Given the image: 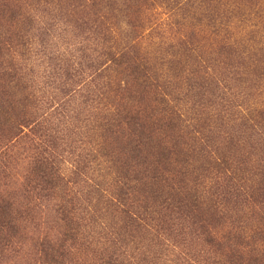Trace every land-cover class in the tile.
Instances as JSON below:
<instances>
[{
  "label": "trees",
  "instance_id": "1",
  "mask_svg": "<svg viewBox=\"0 0 264 264\" xmlns=\"http://www.w3.org/2000/svg\"><path fill=\"white\" fill-rule=\"evenodd\" d=\"M10 1L0 0V176L12 148L28 142L19 197L51 202L60 229L59 239L36 246L39 264H264V109L233 110L230 86L226 92L217 84L232 80L248 96L264 81V51L221 41L212 58L216 81L204 46L183 36L151 52L128 41L120 48L100 20V3L70 0L61 16L96 48L47 55L56 61L43 79L57 85L39 90L12 61L29 52L32 39L31 17ZM210 1L195 15L207 13L208 23L226 32L222 22L234 13ZM77 96L90 109L89 159L72 151L81 140L64 141L53 124L78 118L80 111L68 109ZM64 152L72 161L67 173ZM100 159L110 164L109 182L89 175V163ZM211 172L221 182L209 185ZM17 205L15 192H0V260L34 210L20 206L24 217Z\"/></svg>",
  "mask_w": 264,
  "mask_h": 264
},
{
  "label": "rangeland",
  "instance_id": "2",
  "mask_svg": "<svg viewBox=\"0 0 264 264\" xmlns=\"http://www.w3.org/2000/svg\"><path fill=\"white\" fill-rule=\"evenodd\" d=\"M45 1L48 3H44L43 0L10 1L11 4L19 7L22 14L31 17L30 29L27 36L32 39L31 45H29V49L27 50L29 52L22 58L15 54L12 61L17 67L21 68L22 73L25 72L27 74L25 77L26 80H29L28 84H31L33 88L36 87L39 90H48L49 87L47 85H57L55 79H43L47 75L53 74V70L47 68V65L56 61L48 59L47 55L49 58H55L63 53V56L67 58L70 55L77 57L78 53H76V49L81 46L87 47L84 55L90 53V48H96L91 42L82 41V37L78 35V31L73 29L72 22L66 21V18L61 16L65 11L63 7H67V3L70 0ZM95 1L98 4L100 3L96 7L102 16L100 20L104 21L112 31L111 35L113 36V40L116 41V46L121 48L128 41L130 46H135L144 52H151L158 46L161 47L168 42H175L184 36L185 39L194 42L197 47L204 46L207 54H210V73L212 72L213 74L215 72L214 76L216 81L219 67L216 66V62L212 58L218 56L215 52L220 50L221 41L223 43L228 42L229 44L236 43V45L241 43L245 47L253 44V46L261 49L262 52L264 51V0H220V3L223 2L224 4H221L222 6L232 10L234 13L231 16H227L222 22L224 28L227 30L226 32H219L214 27L216 25L209 24L208 20L205 19L207 13L204 18L195 15L202 11L203 8L211 6L213 3L210 0H147L146 2H142V0ZM174 3H177V7L169 9ZM58 6H60V9H57ZM71 17L68 18L72 20ZM129 23L133 24V27ZM215 24H217V21ZM3 25V20L0 19V28ZM76 34L78 37H76ZM40 40H44L47 44L45 49L39 46ZM69 42L72 45L68 44ZM43 75L45 76L43 77ZM120 76L122 83V79L124 78L122 75ZM45 80L46 82L44 83L43 81ZM217 84L220 88L226 86L222 88L226 92L228 86H230L228 93L232 94L233 101L235 102L233 110H239L243 114L246 110L256 109L259 111L264 109V81H259L255 89L248 90V96H245L239 90L243 87L237 85L232 80L226 82L227 85L219 82ZM81 101L79 96H77L69 104L68 109L74 108V111L81 112L76 120L64 124L54 120L53 124L58 125L57 129L64 136V141L81 140L79 142L81 146L72 151L75 154L86 155V158L89 159L92 152V144L89 143L90 109L88 104L82 105ZM53 104L55 103L51 102L50 106ZM124 146V139H122L121 147ZM30 149H32V146L28 142L20 143L15 148H12V151L3 159L7 163V169L0 176V192H15L18 203L16 207L19 208L22 216L28 212L25 209L26 207H29L28 209L34 207V210L28 217L22 218V222L20 223L22 225V238L17 239L18 241L12 240L10 247L4 252L0 264H39L40 259H38V253H35L38 248V243L44 237H48L54 241L59 239L58 232H60V229L56 227L53 221V204L51 202L33 200L32 194H25L27 198L19 197L23 193L29 162L31 161L32 153ZM70 158L66 152L63 153L61 166L65 173L69 172V169H72V161ZM199 166L200 162L194 160L191 168H198ZM103 167L107 168L103 169ZM110 171V164H105L104 159L102 162L100 159L95 163H89L88 172L90 176L95 177L97 174H102L104 180L106 179L109 182ZM112 176L113 173L111 172L110 178ZM207 179L210 182L209 185L218 180H215L213 172L207 174ZM25 203L26 207L20 208ZM86 230L89 231L88 228Z\"/></svg>",
  "mask_w": 264,
  "mask_h": 264
}]
</instances>
